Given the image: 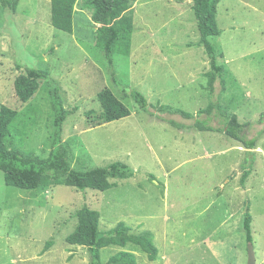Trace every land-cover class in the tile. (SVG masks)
Masks as SVG:
<instances>
[{
  "label": "rangeland",
  "instance_id": "1",
  "mask_svg": "<svg viewBox=\"0 0 264 264\" xmlns=\"http://www.w3.org/2000/svg\"><path fill=\"white\" fill-rule=\"evenodd\" d=\"M83 2L75 7L73 34L52 26L51 0H20L15 14L0 5V109L19 112L9 142L49 157L53 110L45 83L27 103L14 89L29 68L46 69L73 111L63 130L73 167L122 162L134 176L111 180L114 187L104 192L46 185L33 194L7 186L0 171V264H91L86 247L66 242L84 205L100 214L101 230L124 222L134 234L149 231L160 252L151 262L136 246H109L100 251L104 264L121 251L134 253L138 264H248L247 208L256 264H264V135L252 156L225 134L180 130L158 118V108L196 115L210 102V62L193 0H138L126 14L134 25L131 51L115 55V71L156 106V116L114 85L94 42L101 25L82 10ZM217 21L221 35L210 41L227 71L219 102L242 124L257 123L264 114V0H221ZM104 88L131 116L105 123L98 100ZM243 133L256 135L248 127Z\"/></svg>",
  "mask_w": 264,
  "mask_h": 264
},
{
  "label": "trees",
  "instance_id": "2",
  "mask_svg": "<svg viewBox=\"0 0 264 264\" xmlns=\"http://www.w3.org/2000/svg\"><path fill=\"white\" fill-rule=\"evenodd\" d=\"M80 0H51V24L62 32L73 34L75 7ZM138 0H84L82 10L91 13L94 23L101 25L96 31L94 42L104 52L105 59L112 71L114 85L126 98H130L141 110L156 116L155 105L148 102L140 92L130 90L115 71V55L128 56L131 49V36L134 30L132 17L126 15ZM221 0H193V11L198 23L200 44L205 46L210 62V71L206 73L207 91L210 102L196 115L180 109L169 111L158 108V118L180 130L222 133L238 141L252 156L257 143L264 135V114L257 123L246 125L239 121L236 114L223 111L220 98L226 91L227 71L220 63L223 55L211 43L219 37L221 30L217 21V6ZM20 0H0L1 7L16 13ZM45 83L53 110L52 151L45 159L33 157L19 146L12 145L9 138L19 117V112L2 106L0 109V171L4 173L7 186L19 188L36 194L46 185H65L81 192L88 189L107 191L114 187L111 180L130 179L134 170L122 162L90 169L73 167L74 154L70 145L63 140L64 124L73 111L65 107L60 86L50 76L49 70L29 68L26 75L19 76L14 83L17 98L27 103ZM98 100L104 112L105 123H112L131 116L130 109L115 95L110 88L98 93ZM181 119L183 121L177 120ZM213 123H217L214 125ZM258 125L261 127L258 128ZM245 127L255 130L256 135L249 139L244 133ZM153 177V176H151ZM243 230L248 244L252 243V215L247 208L243 219ZM70 245L86 247L91 254V264H104L100 257L101 249L109 246L126 248L133 245L146 253L149 261H156L159 249L154 242V235L145 231L134 234L129 226L120 222L114 228L100 229V214L84 205L78 212V225L66 239ZM106 264H138L136 255L121 251L112 256Z\"/></svg>",
  "mask_w": 264,
  "mask_h": 264
},
{
  "label": "water",
  "instance_id": "3",
  "mask_svg": "<svg viewBox=\"0 0 264 264\" xmlns=\"http://www.w3.org/2000/svg\"><path fill=\"white\" fill-rule=\"evenodd\" d=\"M248 264H256L254 246L252 243H250L248 247Z\"/></svg>",
  "mask_w": 264,
  "mask_h": 264
}]
</instances>
